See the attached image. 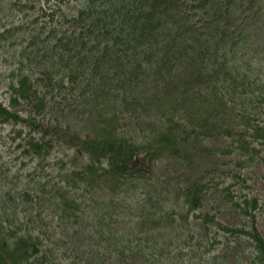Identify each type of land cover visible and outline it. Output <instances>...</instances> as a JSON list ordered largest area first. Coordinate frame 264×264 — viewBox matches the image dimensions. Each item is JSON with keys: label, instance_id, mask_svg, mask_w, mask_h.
Segmentation results:
<instances>
[{"label": "trees", "instance_id": "1", "mask_svg": "<svg viewBox=\"0 0 264 264\" xmlns=\"http://www.w3.org/2000/svg\"><path fill=\"white\" fill-rule=\"evenodd\" d=\"M54 2L44 26L0 33L12 64L0 124L25 125L18 147L36 168L71 143L56 179L24 191L39 215L0 222V264H62L48 216L71 228L69 264H264L258 196L160 172L197 155L262 160L264 0Z\"/></svg>", "mask_w": 264, "mask_h": 264}, {"label": "rangeland", "instance_id": "2", "mask_svg": "<svg viewBox=\"0 0 264 264\" xmlns=\"http://www.w3.org/2000/svg\"><path fill=\"white\" fill-rule=\"evenodd\" d=\"M52 3H55L54 0L49 2L46 0H0V33L7 28L19 25L32 27L37 23L44 26L45 22L51 19L49 13L54 9ZM62 5L66 11L69 10V0H64ZM60 11L59 8H55V19L60 15ZM35 20L37 22H33ZM254 25L258 29L262 28L259 27L260 23L258 22H255ZM8 49L10 53L13 51L12 48ZM6 51L0 48V100L5 103L8 102L7 84L10 80L9 73L12 66L9 60L3 57V52ZM20 109L23 113L28 111L26 104L21 105ZM24 126V124L16 126L12 123L0 124V222H9V219L12 221L15 218L18 221H23L24 226H26L28 218L38 216L39 212L29 210L34 204L28 202L24 191L28 189L33 192V186L27 188L33 178L42 179L43 182L51 178L56 179L57 170L62 168L63 163L66 162H62L63 158L60 156L63 154L65 147L71 145V143L66 140L67 142L64 141L63 147L57 145L50 159L42 162L39 168H36V162L25 156L26 154L18 147V142L21 140V137L18 136V130H21ZM28 129V127L24 129L23 136ZM220 143L221 140L213 141L214 145H220ZM260 156H262V160H259L258 163L238 167L231 160L234 155H222L221 153L215 156L197 155V158H193L187 163L182 162L185 167L174 161L163 162L160 172L172 175L177 171L183 175L182 181H184V178L186 181L194 180L208 172L207 178H214V191L221 192V195L215 194L217 197L221 196L227 200L234 197L235 200H239L246 194L258 196L261 207L256 211L257 222L264 236V152ZM219 218L232 226L244 224V219L235 209L224 208L219 213ZM52 220L50 216L46 220H42L43 223L49 225L48 232L51 235L49 245L55 253H59V256L63 258L62 264H69L74 259L75 254H72L69 258L64 255L63 250L68 241H71V228L64 223L53 222ZM79 242L77 240L76 245H79Z\"/></svg>", "mask_w": 264, "mask_h": 264}]
</instances>
